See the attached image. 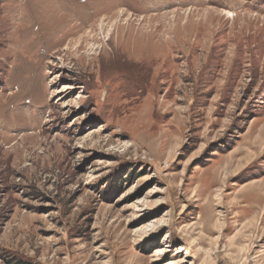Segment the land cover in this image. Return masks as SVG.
<instances>
[{
    "label": "rangeland",
    "instance_id": "374dc122",
    "mask_svg": "<svg viewBox=\"0 0 264 264\" xmlns=\"http://www.w3.org/2000/svg\"><path fill=\"white\" fill-rule=\"evenodd\" d=\"M264 264V0H0V264Z\"/></svg>",
    "mask_w": 264,
    "mask_h": 264
},
{
    "label": "trees",
    "instance_id": "16d2710c",
    "mask_svg": "<svg viewBox=\"0 0 264 264\" xmlns=\"http://www.w3.org/2000/svg\"><path fill=\"white\" fill-rule=\"evenodd\" d=\"M16 264H26V263L19 262V263H16Z\"/></svg>",
    "mask_w": 264,
    "mask_h": 264
}]
</instances>
